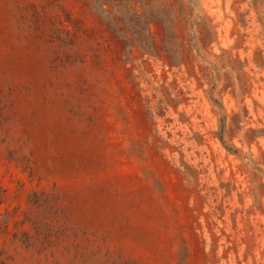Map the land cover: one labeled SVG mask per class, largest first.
I'll list each match as a JSON object with an SVG mask.
<instances>
[{
	"label": "rangeland",
	"instance_id": "rangeland-1",
	"mask_svg": "<svg viewBox=\"0 0 264 264\" xmlns=\"http://www.w3.org/2000/svg\"><path fill=\"white\" fill-rule=\"evenodd\" d=\"M0 264H264V0H0Z\"/></svg>",
	"mask_w": 264,
	"mask_h": 264
}]
</instances>
